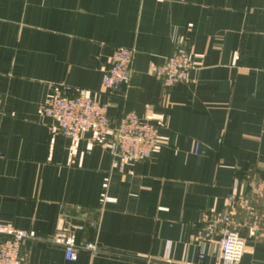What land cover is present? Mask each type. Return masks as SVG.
<instances>
[{"label": "crops", "instance_id": "obj_1", "mask_svg": "<svg viewBox=\"0 0 264 264\" xmlns=\"http://www.w3.org/2000/svg\"><path fill=\"white\" fill-rule=\"evenodd\" d=\"M177 46L193 69L165 90L153 72ZM117 48L133 56L111 94L101 80ZM60 85L112 123L133 112L158 124L152 159L121 172L91 133L57 134L41 108ZM0 103V225L33 234L27 264H194L200 218L216 211L244 239L240 264H264L244 225L264 216L250 192L264 183L263 0H0ZM72 226L95 251L68 262L54 239Z\"/></svg>", "mask_w": 264, "mask_h": 264}, {"label": "built area", "instance_id": "obj_2", "mask_svg": "<svg viewBox=\"0 0 264 264\" xmlns=\"http://www.w3.org/2000/svg\"><path fill=\"white\" fill-rule=\"evenodd\" d=\"M132 56V51L127 48H117L114 51L101 80L106 92L119 93L128 83ZM192 69L190 53L185 47L177 46L155 68L153 78L162 88L169 90L176 85L185 84ZM41 114L53 121L57 134L71 141H77L84 132L91 133L95 142L106 145L121 172L129 164L150 161L159 144L158 124L142 120L133 112L126 113L112 123L105 105L66 85L54 88L50 99L41 108ZM250 192L254 199H263L264 183H257ZM236 200L235 196H230L227 202L233 204ZM200 225L194 236L199 246L194 264H240L245 249L244 239L227 211L203 214ZM244 225L264 242V216L249 215ZM80 231L81 226H72L69 231L59 233L54 239L55 244L62 246L64 259L68 262L77 260L78 249L95 251L94 246L87 244L78 247L76 234ZM33 238L32 233L10 225H0V264H27L21 257V247L25 240ZM207 247L210 248V255L206 252ZM209 256L212 257L211 261H208Z\"/></svg>", "mask_w": 264, "mask_h": 264}, {"label": "rangeland", "instance_id": "obj_3", "mask_svg": "<svg viewBox=\"0 0 264 264\" xmlns=\"http://www.w3.org/2000/svg\"><path fill=\"white\" fill-rule=\"evenodd\" d=\"M257 184V183H256ZM255 184V185H256ZM255 185H253V187L252 188H255ZM251 197L253 198L254 196H252V194H251ZM254 199V198H253ZM264 199V198H263ZM256 202H258L259 200H262V198L261 199H258V200H256V199H254ZM249 229V228H248ZM236 230L238 231V229L236 228Z\"/></svg>", "mask_w": 264, "mask_h": 264}]
</instances>
